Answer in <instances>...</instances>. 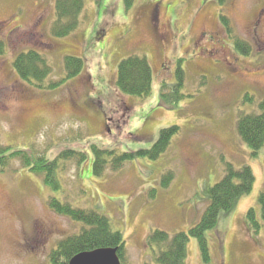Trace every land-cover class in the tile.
<instances>
[{"label": "rangeland", "instance_id": "rangeland-1", "mask_svg": "<svg viewBox=\"0 0 264 264\" xmlns=\"http://www.w3.org/2000/svg\"><path fill=\"white\" fill-rule=\"evenodd\" d=\"M57 0H0V139L12 150L54 159L71 148L87 153L81 166L68 162L62 189L53 191L19 161L0 167V264H50L58 243L83 225L53 212L51 198L93 210L110 220L126 242L122 264H158L148 244L156 231L188 233L207 206L206 190L227 167L249 166L252 192L207 232L210 261L190 238L186 264H264V228L251 231L248 212L261 217L264 147L257 156L241 139L238 121L259 113L264 100V0H230L228 35L214 0H84L75 33L55 38ZM249 43L248 55L235 38ZM35 49L48 59L56 82L64 59H84L85 70L55 90L23 82L15 56ZM145 56L153 69L147 98L123 95L116 86L120 63ZM179 61H182L180 63ZM185 71V98L173 108L161 85ZM246 96L251 101L245 100ZM178 127L157 159L147 155L117 172L93 173L92 145L119 154L150 150L161 130ZM155 251H157L155 249Z\"/></svg>", "mask_w": 264, "mask_h": 264}, {"label": "trees", "instance_id": "trees-1", "mask_svg": "<svg viewBox=\"0 0 264 264\" xmlns=\"http://www.w3.org/2000/svg\"><path fill=\"white\" fill-rule=\"evenodd\" d=\"M221 8L220 18L228 35H233L230 21L225 11L230 0H214ZM127 7L134 4L135 0H125ZM56 21L51 32L55 38H64L75 33L81 24L85 11L84 0H57L55 4ZM235 49L241 54L248 55L250 45L248 42L235 38ZM6 51V44L0 41V56ZM182 63V61H179ZM66 75L61 81L51 82L49 79L53 69L48 59L41 51L29 49L15 56L13 68L18 77L24 82L41 90H55L64 83L77 78L85 70V61L75 56H66L64 59ZM176 83L161 85L160 99L167 107L177 106L179 101L185 98L183 88L185 84V71L181 65L177 68ZM116 86L123 95L147 98L152 93L153 69L145 56L131 55L124 59L117 71ZM245 100L251 101L250 96ZM259 113L243 115L238 121V133L241 139L257 156L264 147V100L259 104ZM178 127L163 129L158 141L152 149L139 151L138 153L119 154L117 150L103 149L92 145L93 173L102 176L105 172H117L126 164L137 160L139 157L148 156L157 159L160 154L170 146L173 137L177 134ZM87 153L65 149L54 159H48L45 155L25 150H12L2 144L0 139V167L6 168L15 161L34 175L43 179V183L59 191L62 189V174L65 173L67 163L72 161L79 166L87 161ZM255 175L249 166L240 169L227 167L224 178L214 187L206 190L208 206L200 221L192 227L188 233H177L170 236L164 231H156L148 241L157 256L158 264H186L188 258V243L190 238L199 242L204 261H210V250L206 238L207 232L216 229L224 214L229 213L239 201L249 195L255 185ZM261 207V217L254 209L248 212L247 220L251 231L259 233L264 228V192L258 198ZM49 208L61 216L83 225L80 233L61 240L56 249L50 255V264H69L80 253L90 252L100 248H115L121 261L126 248V242L120 232H114L110 220L105 215L93 210L74 208L68 202L57 198H51Z\"/></svg>", "mask_w": 264, "mask_h": 264}, {"label": "water", "instance_id": "water-1", "mask_svg": "<svg viewBox=\"0 0 264 264\" xmlns=\"http://www.w3.org/2000/svg\"><path fill=\"white\" fill-rule=\"evenodd\" d=\"M69 264H121V261L117 249L100 248L78 254Z\"/></svg>", "mask_w": 264, "mask_h": 264}]
</instances>
